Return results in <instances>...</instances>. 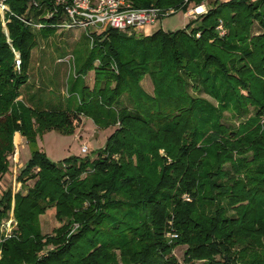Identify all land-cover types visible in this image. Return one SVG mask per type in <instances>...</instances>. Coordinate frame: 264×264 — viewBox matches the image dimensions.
Here are the masks:
<instances>
[{
    "label": "trees",
    "instance_id": "trees-1",
    "mask_svg": "<svg viewBox=\"0 0 264 264\" xmlns=\"http://www.w3.org/2000/svg\"><path fill=\"white\" fill-rule=\"evenodd\" d=\"M0 1L8 8L0 13V177L15 132L32 145L48 130L73 131L79 116L118 126L92 161L54 163L32 151L18 175L21 182L35 178L34 185L13 196L7 189L0 198V223L14 199L18 224L0 241V264H117L116 249L123 264H178L171 255L178 245L187 246L185 264H264V0L215 2L173 32L92 34L97 46L79 69L86 75L92 68L95 84L87 97L83 87L75 91L73 111L38 110L18 99L38 44L32 23H41L40 36L55 34L63 6ZM130 1L136 8L188 6ZM254 21L262 29L256 36ZM146 74L153 95L140 85ZM249 109L253 116L237 128L222 122L226 111L241 117ZM51 206L64 219L63 233L78 225L68 237L42 235L38 215ZM169 210L178 234L172 241L164 237Z\"/></svg>",
    "mask_w": 264,
    "mask_h": 264
},
{
    "label": "rangeland",
    "instance_id": "rangeland-1",
    "mask_svg": "<svg viewBox=\"0 0 264 264\" xmlns=\"http://www.w3.org/2000/svg\"><path fill=\"white\" fill-rule=\"evenodd\" d=\"M225 1L227 0H203L202 4L198 5L190 0H184V3L188 4L186 10L179 9L175 13L158 20L155 24L146 26L143 29L141 28L134 33L136 36H149L159 30L173 32L183 29L191 20H196L198 17L205 15L209 8L215 5V2L220 3ZM2 5L4 6L3 8L1 7ZM199 6H203L202 11H198ZM7 9L0 1V13L2 16L4 10ZM32 24V30L38 34V44L32 51L29 81L21 88V96L18 99H22L26 105L38 110L70 109V111H73L79 104L77 92L79 93L83 87L85 97H87L94 87V70L91 68L86 75H80L83 70L79 68L85 64L91 50L97 46V43L92 45L94 38L88 36L83 29H65L58 26L55 34L46 37L43 35L40 36L39 34L41 31L39 30L41 28L40 22H34ZM197 24V21H193V25ZM252 24L251 35L256 36L260 34L262 29L258 23L254 21ZM3 29L8 37V29L4 22ZM217 29L221 35H224L226 32L221 21ZM101 32L99 31L97 34ZM122 32L125 34L133 33H129V31ZM16 59L20 61V57H17V55ZM75 67H78V69L75 70ZM140 85L145 92L153 95L154 85L149 74L144 75L140 81ZM122 102L126 105L129 104L126 95L122 98ZM249 110V114L241 117H238L234 111H226L224 112L222 122L233 129L237 128L242 122H245L250 116H253V111L251 109ZM117 128V124L113 125L109 123L100 127L92 118L79 116L74 121L73 131L65 133L57 129L48 130L39 134L32 145L28 144V150L30 151V155L35 149L43 151L48 159L54 163H61L70 157H76L82 160L89 159L92 161L102 152L108 138ZM83 146L88 148L87 152L82 151ZM7 159L9 164L8 170L0 177V198L7 189L11 190L12 196L17 192L26 194L27 188L32 187L36 179L26 178L24 182L19 180L18 174L22 167H20L19 154L16 151L8 156ZM225 167L229 168V165H225ZM183 199L190 200L187 194L183 195ZM13 209L14 199L12 200V209L8 213V217L2 219L0 223V241L10 238L18 228ZM169 211L171 216L166 219L164 237L172 241L178 237V234L176 238L167 236L170 230L176 232L173 211ZM38 219L40 231L45 238L58 236L60 239H63L64 235L68 237L78 227L77 224L73 223L68 232L66 234L65 232L63 233L61 225L64 219L61 220L56 217L53 206L43 209L39 213ZM53 248L54 245H47L43 249L52 250ZM186 248V245H178L172 250L171 255L175 257L178 264H185L184 253ZM43 249L41 252H46ZM115 253L117 256V264H123L124 262L122 261L120 251L116 249ZM203 261H194L193 263L201 264Z\"/></svg>",
    "mask_w": 264,
    "mask_h": 264
},
{
    "label": "built area",
    "instance_id": "built-area-1",
    "mask_svg": "<svg viewBox=\"0 0 264 264\" xmlns=\"http://www.w3.org/2000/svg\"><path fill=\"white\" fill-rule=\"evenodd\" d=\"M63 6V19L59 26L65 29H83L88 36L107 28L119 31L135 32L158 20L173 14L175 8L150 6L136 8L130 0H55ZM4 7L3 5L1 6ZM55 12H57L55 10ZM19 60H17V65ZM87 152L86 146L82 147ZM170 238H176L175 231L168 232Z\"/></svg>",
    "mask_w": 264,
    "mask_h": 264
},
{
    "label": "crops",
    "instance_id": "crops-1",
    "mask_svg": "<svg viewBox=\"0 0 264 264\" xmlns=\"http://www.w3.org/2000/svg\"><path fill=\"white\" fill-rule=\"evenodd\" d=\"M14 151L19 154L20 167H23L25 163L30 159V151L28 150V143L24 137L16 132L13 137Z\"/></svg>",
    "mask_w": 264,
    "mask_h": 264
},
{
    "label": "bare ground",
    "instance_id": "bare-ground-1",
    "mask_svg": "<svg viewBox=\"0 0 264 264\" xmlns=\"http://www.w3.org/2000/svg\"><path fill=\"white\" fill-rule=\"evenodd\" d=\"M202 10H203V6H199L198 11H202Z\"/></svg>",
    "mask_w": 264,
    "mask_h": 264
},
{
    "label": "water",
    "instance_id": "water-1",
    "mask_svg": "<svg viewBox=\"0 0 264 264\" xmlns=\"http://www.w3.org/2000/svg\"><path fill=\"white\" fill-rule=\"evenodd\" d=\"M16 55H17V57H20V54L18 52L16 53Z\"/></svg>",
    "mask_w": 264,
    "mask_h": 264
}]
</instances>
